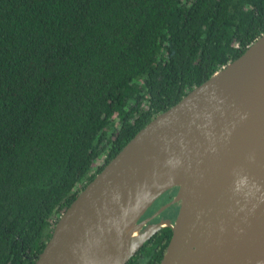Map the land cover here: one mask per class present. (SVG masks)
I'll use <instances>...</instances> for the list:
<instances>
[{"label": "trees", "instance_id": "obj_1", "mask_svg": "<svg viewBox=\"0 0 264 264\" xmlns=\"http://www.w3.org/2000/svg\"><path fill=\"white\" fill-rule=\"evenodd\" d=\"M262 33L264 0H0V264H35L134 134Z\"/></svg>", "mask_w": 264, "mask_h": 264}, {"label": "water", "instance_id": "obj_2", "mask_svg": "<svg viewBox=\"0 0 264 264\" xmlns=\"http://www.w3.org/2000/svg\"><path fill=\"white\" fill-rule=\"evenodd\" d=\"M170 205L173 221L147 223ZM163 227L158 264H264V33L134 134L60 215L35 264H126Z\"/></svg>", "mask_w": 264, "mask_h": 264}, {"label": "flooded vegetation", "instance_id": "obj_3", "mask_svg": "<svg viewBox=\"0 0 264 264\" xmlns=\"http://www.w3.org/2000/svg\"><path fill=\"white\" fill-rule=\"evenodd\" d=\"M176 188H171L161 194L153 203L152 205L146 210V212L142 215L141 219L151 216L154 214L157 209L164 203L168 202L176 193ZM178 206L177 205H170L158 213L156 216L151 218L147 223H154L159 220H166L170 219L173 221L177 215ZM160 230V229H159ZM158 230V231H159ZM157 232V231H156Z\"/></svg>", "mask_w": 264, "mask_h": 264}]
</instances>
